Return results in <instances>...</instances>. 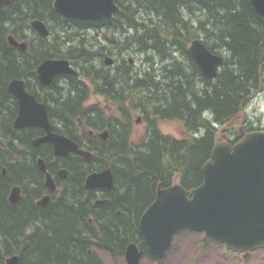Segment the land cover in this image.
Segmentation results:
<instances>
[{"label": "trees", "instance_id": "obj_1", "mask_svg": "<svg viewBox=\"0 0 264 264\" xmlns=\"http://www.w3.org/2000/svg\"><path fill=\"white\" fill-rule=\"evenodd\" d=\"M115 1L120 12L113 19L88 23L63 19L65 26L62 31L54 29L53 41L38 36L30 39L26 51L12 47L8 37L27 41L29 20L44 15L45 8L56 15L55 11L49 9L46 0H21L16 5L3 6L0 108L2 100L8 97L7 84L12 79L29 77L44 59L52 57L69 58L84 77L97 82V92L115 98L118 105L115 113L87 108L82 103L88 98L89 89L76 80L72 83L75 91L64 93L58 112L62 117L74 119L73 122L81 118L86 124H89L86 118L93 115L111 129L107 143H96L95 152L98 168L111 166L117 190L123 193H117L110 203L97 210L96 214L102 215L99 218L105 236L94 239L115 256H123L131 242L145 247L138 221L155 200L158 189L175 183L188 191L200 186L202 167L210 160L223 133L221 129L228 125L225 130L240 133L247 117L243 123L235 124L236 120L246 111L250 97L263 91L264 24L248 0ZM89 27L109 30L105 36L110 33L107 37L115 53H120L118 59L123 60V53L130 54L133 49L141 53L145 69L135 70L129 61H124L126 65L117 68L111 79L104 73L95 77L93 71L107 68L93 63L99 57L94 59L89 43L96 37ZM195 39L223 56L224 64L216 78H206L190 55L188 47ZM121 94L126 95L127 106L122 105ZM136 112L142 114L145 124L141 142L133 138L131 119ZM166 121L178 123L184 137L163 134L160 124ZM6 125L11 128L8 122ZM7 135L0 121V139ZM5 142L10 146V142ZM6 149L0 146V257L18 254L19 264H103L86 254L90 238L83 236L82 231L89 227L84 220L86 206L81 202L79 208L74 201L63 202L55 214L49 213L50 223L43 235L22 236L20 231L27 224L29 212L11 208L6 202V189L11 180L22 178L24 172L14 167L11 173L8 169L1 176ZM74 171L75 180L82 186L83 170ZM79 193V197L74 194L72 198H82V190ZM187 232L197 234L179 231L176 236ZM208 244L203 237L201 245ZM165 255L152 257L146 252L144 258L162 264Z\"/></svg>", "mask_w": 264, "mask_h": 264}, {"label": "water", "instance_id": "obj_2", "mask_svg": "<svg viewBox=\"0 0 264 264\" xmlns=\"http://www.w3.org/2000/svg\"><path fill=\"white\" fill-rule=\"evenodd\" d=\"M248 1L264 24V0ZM14 2L0 0V7ZM54 8L64 17L85 21L112 19L120 11L115 0H55ZM32 26L41 36L49 35L43 22H33ZM8 40L11 46L22 51L28 48L13 36ZM188 51L206 78L218 76L224 64L223 56L214 54L200 39L192 41ZM37 71L44 85H49L61 73L77 75L64 59L45 60ZM9 92L20 104L16 128L44 126L49 131L45 140L55 145L57 155L65 156L73 151L90 158L73 141L50 132L45 106L38 105L25 91L24 81L13 80ZM107 135V132L103 134L105 138ZM202 175V184L191 191L181 184L157 191L155 200L140 219V230L150 256L168 251L176 233L183 230L203 233L210 244L224 245L231 251L244 253L245 257L264 248V131L247 132L235 144L216 143L210 160L202 167ZM87 187L113 189L112 169L90 175ZM144 254L143 248L130 243L125 253L127 264H141ZM17 261L18 257H13L7 264H17Z\"/></svg>", "mask_w": 264, "mask_h": 264}, {"label": "flooded vegetation", "instance_id": "obj_3", "mask_svg": "<svg viewBox=\"0 0 264 264\" xmlns=\"http://www.w3.org/2000/svg\"><path fill=\"white\" fill-rule=\"evenodd\" d=\"M21 0H15L14 3L9 4L5 3L0 7V9L5 5H16L17 2ZM34 1H45V0H34ZM48 3L49 9H53L56 13L52 14V10H48V8L44 9V15L36 16V18H32L29 20L30 22V29L27 33V41H22L29 46L30 39L37 38L38 36L53 41L54 29L61 30L64 28V20H73V21H82L84 23H88L85 20H78V19H71L64 17L60 13H58L54 8L55 0H46ZM27 4L26 1H24ZM49 11V12H48ZM106 19V18H105ZM101 19L100 21H102ZM111 20V19H107ZM43 22L46 28L49 30V35L47 37L41 36L35 28L32 26L33 22ZM94 21V22H100ZM69 24V23H67ZM66 24V25H67ZM76 24H72L74 27ZM104 27L100 28H90L89 31L94 37H98L93 42L90 40L91 50L93 52L94 58L98 59L96 65L103 64L107 69H101L99 71H93L92 73L95 75H99L100 73H104L107 75V78L111 79L113 73L116 72L117 68L125 66L126 64L124 61H128L126 58L127 53H123V60L118 59L120 53L112 54L111 49V41L108 39L106 33L109 30L103 29ZM97 30V31H95ZM88 31V32H89ZM60 34V33H59ZM58 36V35H57ZM56 36V37H57ZM9 39V37H8ZM96 41V42H95ZM9 42V41H8ZM86 43V42H85ZM14 47V46H12ZM16 48V47H15ZM28 50V48H27ZM114 52L116 51L113 49ZM110 55V56H109ZM117 55V57H116ZM133 58V57H132ZM51 58L44 59L48 60ZM52 59L56 60H68L70 66L73 70L77 72V75H71L66 73H61L56 75L52 82L49 85H44L38 74V67L43 62H41L37 69L33 71L32 75L27 78H14L7 84V93L8 97L2 100L1 106L4 108H0V121L1 125H4L8 131V135L3 139H0V146L2 148H7L5 151H8L6 156V162L1 167V176H5L8 172V169H13L14 167H18V170L24 172V176L20 179L11 180V183L8 185L6 189V202L11 208L16 210H27L29 212L27 217V224L22 227L21 234L23 237H32L35 235H43V232L46 230V227L50 223L49 213L55 214L57 210L61 208L62 203L65 204L69 202H75V207L79 208L81 202L84 206H86V213H85V223L86 226L89 228H85L82 231V235L90 238V244L87 248L86 254L87 256L93 257L95 256L97 260H102L103 255H108L110 258H123L126 262L125 253L122 256H115L110 250L106 249L103 246H99L95 237L98 239L100 237H104V229L102 227V222L100 221V217L102 215L96 214L99 207H102L108 203L112 199H114L117 193L122 194L123 191L117 190V182L115 181V174L113 168L106 167V168H98V157L96 155L95 146L96 143L106 144L111 136V129L110 127H105L102 125V119L96 118L93 115L86 118L87 123L81 118H77L76 121L73 122L74 119L62 117L60 112H58V105L61 103L62 99L64 98V93L67 91H75L73 89L72 83L76 80L79 83L84 84L89 89L88 98L82 103L83 106L89 108H97V109H106L108 112H116L118 109V105L116 104L115 98H109L106 94H102L101 92H97L96 81L92 78H86L82 74L80 68L70 59L57 57ZM110 59V62H108ZM133 59L130 60V65L135 69H139L138 65H133L135 61ZM102 67V66H99ZM109 72V73H108ZM22 80L25 84V91L32 96L36 103L40 106H45L49 125L51 126L50 132L52 134H56L59 136H63L68 138L69 140L73 141L79 148V150L87 153L90 155V158H86L82 156L78 152H69L65 156L57 155L55 150V145L49 141H46L45 138L48 136L49 131L40 125L34 126H24L22 128H16L15 122L19 117L20 112V104L18 99L13 96L9 92V84L15 80ZM104 92L103 90H101ZM106 92V91H105ZM93 99V101H91ZM120 100L123 106H127L128 102L126 101V95L121 94ZM9 102V104H8ZM6 104V105H5ZM9 105V106H7ZM7 106V107H6ZM115 110V111H113ZM93 113V112H91ZM139 113V118L134 123V116L131 121H133V126L135 127L137 124L141 122L144 123L143 116L140 112H136L134 115ZM90 118V119H89ZM6 122L8 125L11 126L7 127ZM71 122V123H69ZM91 125V126H90ZM68 128V129H67ZM242 132L236 133L231 132L230 130H225L223 132V136H221L222 141L231 142L233 144L237 143L243 135L247 132L251 131H260L259 128H254L252 122L247 119L243 127L241 128ZM108 131L107 138L103 136V134ZM225 134L228 135V138H225ZM5 136V135H4ZM144 136L140 139H134V141L141 142L144 140ZM134 138V134H133ZM5 141L10 142V146L7 145ZM112 169L113 173V189L108 188H88L87 187V179L90 175L101 173L106 169ZM75 169H82L83 170V184L80 185L79 181L75 180ZM15 173V172H13ZM17 173V172H16ZM20 174V172H19ZM80 187L82 190V198H72L73 195H79ZM167 188V187H165ZM160 189V188H159ZM158 189V190H159ZM164 189V188H162ZM79 197V196H78ZM156 198V197H155ZM72 199V200H71ZM153 203V202H152ZM151 203V204H152ZM73 205V204H72ZM74 208V207H73ZM50 210V212H48ZM147 210V209H146ZM47 211V212H46ZM144 214V213H143ZM142 214V215H143ZM106 215V214H105ZM103 215V216H105ZM142 215L139 217V230H140V219ZM141 233V230H140ZM142 235V233H141ZM143 237V235H142ZM144 239V238H143ZM132 243V242H131ZM130 244V243H129ZM137 244V243H136ZM143 250H146V245L143 247L141 244H137ZM128 247V246H127ZM145 248V249H144ZM167 253V251L165 252ZM146 254V251H145ZM145 254L143 258L145 257ZM149 255V254H148ZM162 255V254H161ZM14 257H18L17 264H19V255L12 254L5 257H0L1 262L0 264H7L9 259ZM159 256V255H158ZM157 257V256H152ZM157 261V260H155ZM62 264V263H57ZM127 264V262H126Z\"/></svg>", "mask_w": 264, "mask_h": 264}, {"label": "rangeland", "instance_id": "obj_4", "mask_svg": "<svg viewBox=\"0 0 264 264\" xmlns=\"http://www.w3.org/2000/svg\"><path fill=\"white\" fill-rule=\"evenodd\" d=\"M108 35L111 36L110 33ZM96 39H98V37H96ZM114 53L115 52H113V54ZM132 57L134 58L133 61H135L132 63L133 65H136V67L138 65L139 69H145L143 68L145 63L143 59L144 56L141 55V53L133 49L130 54L126 55L129 62L133 59ZM91 101H93V99ZM246 109L247 111H243L241 113L235 124H239L240 122L243 123L247 117V119L252 122L254 128H259V130L264 131V88L260 93L254 94L250 97V101ZM245 112L248 113L246 114ZM138 118L139 113L134 115V123ZM227 126L221 129V133L227 129ZM160 129L165 135H170L176 138L184 137L182 127L176 122H162L160 124ZM133 131L134 139L142 138L145 133V124L143 122L137 124L133 128ZM223 135L224 134H221V136ZM225 135L226 136L224 137L228 138V135ZM203 237L204 236L199 233L191 234L187 232L178 234L175 236L162 264H264V249H258L250 252L249 255L244 258V254L229 251L224 246L212 245L210 243L207 246L201 245ZM102 258L105 264H126L122 257L112 259L108 255H103ZM141 264H158V262L143 258Z\"/></svg>", "mask_w": 264, "mask_h": 264}, {"label": "bare ground", "instance_id": "obj_5", "mask_svg": "<svg viewBox=\"0 0 264 264\" xmlns=\"http://www.w3.org/2000/svg\"><path fill=\"white\" fill-rule=\"evenodd\" d=\"M19 22V21H18ZM45 38V37H44ZM52 59V58H51ZM95 59V58H94ZM98 62V59H96V61H94V63H97ZM263 88H264V86H263ZM8 104H9V102H8ZM6 105V104H5ZM7 106H9V105H7ZM6 106V107H7ZM107 133H108V131H106ZM133 243V242H132ZM127 248V247H126ZM14 257V256H13ZM8 261V260H7Z\"/></svg>", "mask_w": 264, "mask_h": 264}]
</instances>
